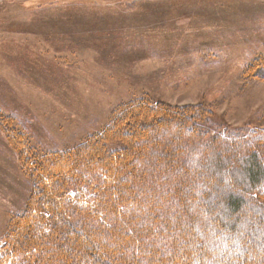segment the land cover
Listing matches in <instances>:
<instances>
[{"label": "trees", "instance_id": "16d2710c", "mask_svg": "<svg viewBox=\"0 0 264 264\" xmlns=\"http://www.w3.org/2000/svg\"><path fill=\"white\" fill-rule=\"evenodd\" d=\"M247 73L264 79V59ZM211 116L137 98L53 154L3 119L32 189L0 264H264V129Z\"/></svg>", "mask_w": 264, "mask_h": 264}, {"label": "rangeland", "instance_id": "374dc122", "mask_svg": "<svg viewBox=\"0 0 264 264\" xmlns=\"http://www.w3.org/2000/svg\"><path fill=\"white\" fill-rule=\"evenodd\" d=\"M264 0H0V248L31 183L1 124L36 153L101 133L121 104L201 106L264 129Z\"/></svg>", "mask_w": 264, "mask_h": 264}]
</instances>
